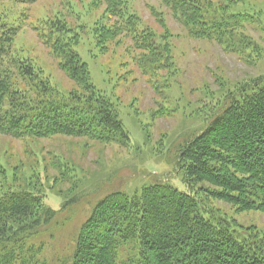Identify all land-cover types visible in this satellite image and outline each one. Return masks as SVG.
Segmentation results:
<instances>
[{
	"label": "trees",
	"instance_id": "obj_1",
	"mask_svg": "<svg viewBox=\"0 0 264 264\" xmlns=\"http://www.w3.org/2000/svg\"><path fill=\"white\" fill-rule=\"evenodd\" d=\"M160 1L190 37L235 52L253 45L246 36L228 38L255 17L230 11L238 0ZM71 2L31 28L71 82L66 94L31 57L34 50L17 41L21 27L0 21V137L69 136L124 146L130 137L117 100L95 87L77 47L84 35L99 55L122 42L123 55L154 77L172 66L168 34L143 23L130 0H87L96 14L90 23L66 10ZM176 160L186 191L155 182L131 195L109 192L81 223L70 253L55 264H264V231L240 230L208 205L217 200L237 211L264 212V82L220 110L180 147ZM7 171L0 157L4 181ZM44 205L43 196L30 189L0 191V264H48L41 233L57 211Z\"/></svg>",
	"mask_w": 264,
	"mask_h": 264
},
{
	"label": "rangeland",
	"instance_id": "obj_2",
	"mask_svg": "<svg viewBox=\"0 0 264 264\" xmlns=\"http://www.w3.org/2000/svg\"><path fill=\"white\" fill-rule=\"evenodd\" d=\"M67 1L72 2L66 10L86 18L85 23L93 21L96 14L88 10L87 0H37L32 4L7 0L0 5V21L4 18L21 27L17 41L34 50L36 56L31 57L61 94L72 84L31 28L61 11ZM130 1L143 23L158 34L167 32L172 56L169 69L154 77L142 74L131 56L123 55L122 42L99 55L91 36L84 35L77 47L95 87L117 100L130 141L119 146L69 136L38 140L0 137V157L8 168V180L0 178V191L7 186L33 190L43 196L44 207L57 211L41 233L48 264L70 253L81 223L95 202L109 192L131 195L155 182L186 191L176 162L180 147L204 131L231 101L264 82V0H238L230 8L255 16L242 30L229 32V39L246 36L252 40V47L240 52L225 50L216 41L190 37L160 0ZM67 19L73 21L74 17ZM208 205L233 220L240 230L264 231L262 211H237L217 200Z\"/></svg>",
	"mask_w": 264,
	"mask_h": 264
}]
</instances>
